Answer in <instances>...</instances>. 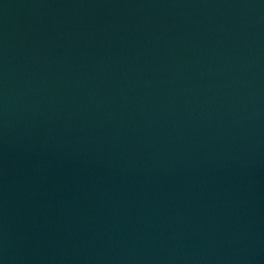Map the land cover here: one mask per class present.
Instances as JSON below:
<instances>
[{"label": "water", "instance_id": "1", "mask_svg": "<svg viewBox=\"0 0 264 264\" xmlns=\"http://www.w3.org/2000/svg\"><path fill=\"white\" fill-rule=\"evenodd\" d=\"M0 264H264V0H0Z\"/></svg>", "mask_w": 264, "mask_h": 264}]
</instances>
